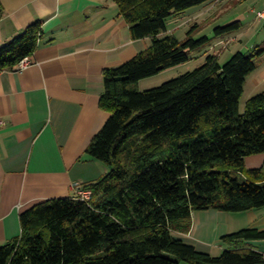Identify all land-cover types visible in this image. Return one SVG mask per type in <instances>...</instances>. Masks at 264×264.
Masks as SVG:
<instances>
[{
    "label": "trees",
    "instance_id": "16d2710c",
    "mask_svg": "<svg viewBox=\"0 0 264 264\" xmlns=\"http://www.w3.org/2000/svg\"><path fill=\"white\" fill-rule=\"evenodd\" d=\"M114 1L132 39L152 44L103 73L100 107L110 117L87 154L111 170L82 187L89 200L54 199L22 212V233L0 247V264H264L253 249L212 256L174 235L191 232L193 212L264 208V169L246 168L248 157L264 154V92L240 110L261 54L238 52L225 64L209 55L201 67L139 92L140 81L189 63L212 41L164 35L166 21L215 0ZM42 25L0 47V71L35 54ZM263 240L264 231L244 229L222 243Z\"/></svg>",
    "mask_w": 264,
    "mask_h": 264
},
{
    "label": "crops",
    "instance_id": "0c3cea01",
    "mask_svg": "<svg viewBox=\"0 0 264 264\" xmlns=\"http://www.w3.org/2000/svg\"><path fill=\"white\" fill-rule=\"evenodd\" d=\"M36 22H42L43 34L34 65L0 71V247L20 237L22 212L74 198L78 189L105 174V165L87 154L110 117L100 107L103 73L152 44L151 38L132 39L114 0H0V47ZM247 89L246 102L264 92L263 57L247 78L242 98ZM246 168L264 169V154L248 157ZM262 211L242 212L262 218L246 223L233 216L238 213L193 212L192 230L183 237L206 253L218 248L264 254V240L222 243L244 229L264 231Z\"/></svg>",
    "mask_w": 264,
    "mask_h": 264
},
{
    "label": "rangeland",
    "instance_id": "374dc122",
    "mask_svg": "<svg viewBox=\"0 0 264 264\" xmlns=\"http://www.w3.org/2000/svg\"><path fill=\"white\" fill-rule=\"evenodd\" d=\"M228 1L215 0L211 3L193 7L171 16L166 21L168 31L165 35L174 36L179 40H185L189 37L188 33L192 32L191 35L196 40L206 36L211 38L212 41L204 48L192 52V60L189 63L171 68L172 71H168L170 70L168 69L156 76L144 79L135 86V90L143 92L160 87L189 71L201 67L209 55H217L221 64H225L238 52L247 54L258 53L259 55L261 54V58H264V20H260L257 17L258 12L264 11V0H239L237 5L230 4ZM242 17L245 18L242 20ZM235 23L239 25V28L228 31L223 36H217L216 28L227 27ZM246 97H248V89L241 100L240 110L242 113L245 110ZM104 168L105 174L111 170L107 166H104ZM238 215L241 218L239 220L244 223L254 221V218H261L259 217L260 215H248V213H238L233 216L236 217ZM174 235L175 237L183 239L188 244L193 243L180 234ZM197 249L205 252L202 248ZM211 251L209 254L212 256H220L223 253L218 248L212 249ZM180 264L189 263L180 262Z\"/></svg>",
    "mask_w": 264,
    "mask_h": 264
},
{
    "label": "built area",
    "instance_id": "2783aa9c",
    "mask_svg": "<svg viewBox=\"0 0 264 264\" xmlns=\"http://www.w3.org/2000/svg\"><path fill=\"white\" fill-rule=\"evenodd\" d=\"M257 17L260 19V20H264V11H261V12H258L257 13ZM34 65V62L32 60V57H27L25 59H23L18 65L17 67L15 68L16 71H24L28 68H30L31 66ZM0 124H3L2 122H0ZM77 198L79 199H82V200H89L90 197H91V192L90 191H87V190H84V189H78L77 190Z\"/></svg>",
    "mask_w": 264,
    "mask_h": 264
}]
</instances>
